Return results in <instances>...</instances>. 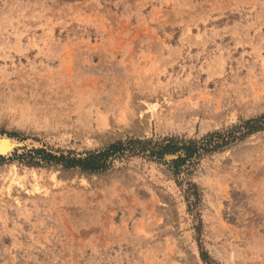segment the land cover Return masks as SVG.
<instances>
[{
  "label": "rangeland",
  "instance_id": "obj_1",
  "mask_svg": "<svg viewBox=\"0 0 264 264\" xmlns=\"http://www.w3.org/2000/svg\"><path fill=\"white\" fill-rule=\"evenodd\" d=\"M262 113L264 0H0V264H264V131L100 173L33 152L198 147Z\"/></svg>",
  "mask_w": 264,
  "mask_h": 264
},
{
  "label": "trees",
  "instance_id": "obj_2",
  "mask_svg": "<svg viewBox=\"0 0 264 264\" xmlns=\"http://www.w3.org/2000/svg\"><path fill=\"white\" fill-rule=\"evenodd\" d=\"M261 131H264V113L246 120H240L237 124L224 131L207 134L202 139L204 144L201 143L202 145L200 144L198 147L193 141L184 142L180 146L173 139H166L161 143H153L150 140H128L126 142H116L101 150L88 152L84 157H75L70 153L56 156L50 153L45 154L44 150L40 149L33 152L36 154L43 153L44 156H40V161H43L47 165L59 166L65 170H78L83 173H100L109 169L112 160L117 157L121 158L148 152L146 154L148 158L161 160L163 154L183 149L186 152L185 159H189L199 150L206 153L218 151L230 144L243 140L251 134ZM25 157L26 155L22 158ZM27 157L30 159L28 163L38 165V162H34V157ZM185 159L178 158L172 161V164L177 166L180 162H184Z\"/></svg>",
  "mask_w": 264,
  "mask_h": 264
},
{
  "label": "bare ground",
  "instance_id": "obj_3",
  "mask_svg": "<svg viewBox=\"0 0 264 264\" xmlns=\"http://www.w3.org/2000/svg\"><path fill=\"white\" fill-rule=\"evenodd\" d=\"M147 110H150V108H148ZM0 140H1V141H0V154L6 153V152H8V151H11L10 149H11V146H12V145L9 144V143H11V142H9V140L6 139V138H2V139H0ZM10 145H11V146H10ZM3 155H5V154H3ZM11 170H12L13 173L16 174L17 169H16L15 165H12ZM54 176H55V175H52V177H54ZM11 181H13V180H11Z\"/></svg>",
  "mask_w": 264,
  "mask_h": 264
},
{
  "label": "water",
  "instance_id": "obj_4",
  "mask_svg": "<svg viewBox=\"0 0 264 264\" xmlns=\"http://www.w3.org/2000/svg\"><path fill=\"white\" fill-rule=\"evenodd\" d=\"M1 141V140H0Z\"/></svg>",
  "mask_w": 264,
  "mask_h": 264
}]
</instances>
